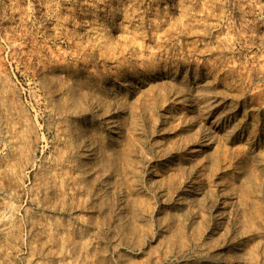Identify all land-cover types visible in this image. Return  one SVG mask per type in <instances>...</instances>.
<instances>
[{
  "label": "rangeland",
  "instance_id": "1",
  "mask_svg": "<svg viewBox=\"0 0 264 264\" xmlns=\"http://www.w3.org/2000/svg\"><path fill=\"white\" fill-rule=\"evenodd\" d=\"M0 264H264V0H0Z\"/></svg>",
  "mask_w": 264,
  "mask_h": 264
},
{
  "label": "bare ground",
  "instance_id": "2",
  "mask_svg": "<svg viewBox=\"0 0 264 264\" xmlns=\"http://www.w3.org/2000/svg\"><path fill=\"white\" fill-rule=\"evenodd\" d=\"M111 1V0H110ZM113 2H114V0H113ZM212 129V128H211Z\"/></svg>",
  "mask_w": 264,
  "mask_h": 264
}]
</instances>
